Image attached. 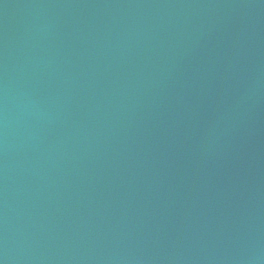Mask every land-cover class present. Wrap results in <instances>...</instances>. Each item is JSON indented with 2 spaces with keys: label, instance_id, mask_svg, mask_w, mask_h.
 <instances>
[{
  "label": "water",
  "instance_id": "1",
  "mask_svg": "<svg viewBox=\"0 0 264 264\" xmlns=\"http://www.w3.org/2000/svg\"><path fill=\"white\" fill-rule=\"evenodd\" d=\"M0 264H264V0H0Z\"/></svg>",
  "mask_w": 264,
  "mask_h": 264
}]
</instances>
